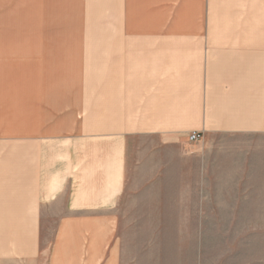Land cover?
Segmentation results:
<instances>
[{
	"label": "crops",
	"instance_id": "crops-1",
	"mask_svg": "<svg viewBox=\"0 0 264 264\" xmlns=\"http://www.w3.org/2000/svg\"><path fill=\"white\" fill-rule=\"evenodd\" d=\"M263 15V0H0V187H30L15 207L0 191V264H264L258 232L237 250L203 226L214 217L159 216L177 226L153 238L133 226L150 217L119 210L137 143L152 156L153 134L160 158L182 159L181 133L202 131L201 178L218 175L216 144L254 134L255 171L221 175L264 187Z\"/></svg>",
	"mask_w": 264,
	"mask_h": 264
},
{
	"label": "rangeland",
	"instance_id": "rangeland-1",
	"mask_svg": "<svg viewBox=\"0 0 264 264\" xmlns=\"http://www.w3.org/2000/svg\"><path fill=\"white\" fill-rule=\"evenodd\" d=\"M241 19L244 23H259L258 17L255 15L243 16ZM181 134L186 141L182 159L179 156L177 159L175 157L170 159L172 156L168 153L160 158L159 149H156L159 146L158 135L151 136L152 156L147 155V149L144 151L145 143H137L134 157L130 160L132 161L130 170L133 174L132 179L135 187H127L119 208L125 221H129L127 217L135 216L146 217L148 222V217H150L152 219L150 223L136 220L137 222L133 226L148 230L149 233H152L153 238L161 231L165 235L164 238L169 239L172 238V230L177 225L168 220H164L166 222L162 223L158 222L156 217L210 216L215 220L203 226L208 231L218 232L217 235L222 230L217 239L225 243H232L237 250L243 239L255 243L257 239L255 233L257 232L258 239L264 241V187H254L253 183L248 184L247 187H241L236 181L239 176L233 175L232 183L224 187V177L221 175L225 165H231L230 169L233 173L241 170L240 167L245 169L244 164H247L248 171H255V157L259 154L256 152L257 145L254 143V134L242 135V138L238 137V140L234 142L230 140L232 144H226L223 140V143L216 144L215 150H213L215 153L212 154V159L209 162L219 165L216 167L218 175L202 178L198 175L202 160L197 158L199 156H194L196 158L192 159L191 155L197 151L200 152L194 146L202 142L205 135L203 133L202 140L192 142L189 139V131ZM215 135L223 136L225 134ZM257 151L261 152V148L258 147ZM246 156L250 158L246 160ZM149 157L151 159L148 161V168H144V162L147 165L146 160ZM161 168H164L163 173L160 171ZM180 172L183 173L181 177L179 176ZM177 173L178 175H176ZM149 178L152 185L148 187L146 183ZM0 191L6 192L5 196L10 199L7 202L9 207H15L11 203H15L18 199L23 202L27 199V195L30 196V187H0ZM179 201L184 202L183 207H175V203ZM7 211L12 213L15 208H10ZM42 212L41 247L48 249L53 242L58 220L63 214V207L55 202V204L43 208ZM196 226L195 223H184L185 232L195 231ZM227 231L232 235L227 234ZM245 231H247L246 235H243ZM239 232H242V237L238 234ZM137 235H143V233L140 234L137 230ZM4 238H6L5 234ZM185 238H191V235H185ZM1 243L3 244L0 240ZM11 245L15 247V241H12Z\"/></svg>",
	"mask_w": 264,
	"mask_h": 264
},
{
	"label": "built area",
	"instance_id": "built-area-1",
	"mask_svg": "<svg viewBox=\"0 0 264 264\" xmlns=\"http://www.w3.org/2000/svg\"><path fill=\"white\" fill-rule=\"evenodd\" d=\"M189 139L192 142H197L203 139V132L202 131H191L189 135Z\"/></svg>",
	"mask_w": 264,
	"mask_h": 264
}]
</instances>
